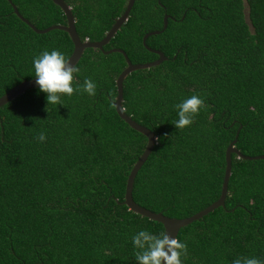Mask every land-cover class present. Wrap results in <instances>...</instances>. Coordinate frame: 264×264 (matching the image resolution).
<instances>
[{"label": "trees", "instance_id": "1", "mask_svg": "<svg viewBox=\"0 0 264 264\" xmlns=\"http://www.w3.org/2000/svg\"><path fill=\"white\" fill-rule=\"evenodd\" d=\"M36 29L64 24L49 0H9ZM79 38L96 41L125 0H62ZM165 60L129 72L121 108L148 129L154 143L132 178L131 200L151 212L187 217L217 198L223 150L264 155V0H133L124 22L102 50H122L130 63ZM71 44L57 29L34 33L0 0V95L35 77L33 59ZM73 87L86 78L97 94L62 96L47 105L39 87L0 106V264H137L132 237L161 225L121 204L124 180L144 137L113 109L119 53L84 49ZM197 95L205 107L176 129V105ZM43 132L46 140L37 137ZM222 207L178 229L187 244L182 264L264 260V159L229 155Z\"/></svg>", "mask_w": 264, "mask_h": 264}, {"label": "water", "instance_id": "2", "mask_svg": "<svg viewBox=\"0 0 264 264\" xmlns=\"http://www.w3.org/2000/svg\"><path fill=\"white\" fill-rule=\"evenodd\" d=\"M8 4L11 7L12 13L24 24H26L34 33H45L48 30L51 29H57L63 31L70 44H71V51L69 55L66 57V59L69 60V62L74 66L77 60L79 59L82 51L84 49L90 48V49H96L100 51L102 54H107L111 52L119 53L122 56V59L124 61L123 68L118 72L114 79V88H115V95L112 100V106L114 109V112L116 116L122 120L130 129L134 130L135 132L141 134L144 137V145L143 148L136 158V160L132 163L131 167L128 170V173L124 180V187H123V194H122V200L121 204H123L127 210L130 212L137 214L141 217H144L148 220L157 222L161 225L162 232H166L171 238H175V235L179 228L185 226L186 224L190 223L191 221H194L201 216L205 215L206 213L210 212L212 209L216 207H222V202L225 194V187H226V181L229 175V155L234 154L236 158L244 159V160H255V159H264V155H258V156H243L241 155L234 147L233 143L235 140V136L237 133V130L235 131L233 138L231 141L225 146L223 150V170H222V176L220 181V187L219 192L217 195V198L213 200L211 203H209L207 206L203 207L202 209L198 210L197 212L184 217V218H171L164 216L160 214L159 212H151L149 210H146L138 205H136L130 197V189L132 184V178L138 168L141 166L143 161L145 160L146 156L148 155L153 143H154V136L153 134L146 129L145 127L135 123L133 120L129 118V116L125 115L123 112L120 102H121V81L122 79L131 71L137 70V69H146L152 66H155L159 64L161 61L165 60V57L157 50L150 49L144 45V39L147 36L155 35L159 32H161L165 27V21H166V15H162L161 18V28L159 30H151L148 32H145L140 37V43L144 47L145 50L153 53L156 55V58L149 62H143V63H130L128 59L126 58L125 54L122 52V50L117 48H109L107 50H102V46L105 45L108 40L113 36L115 31L119 28V26L124 22V20L127 17V13L131 7L133 0H125L123 4V9L120 12V14L115 17L112 20V23L110 24L109 28L103 33L101 38L96 41H89V40H79L77 37L75 31H74V25H73V18L71 16L69 7L62 1V0H49L53 5H55L62 13L64 17V24H53L49 25L43 29H36L31 24H29L25 19H23L16 11L15 7L10 3L9 0H6ZM38 87V85L35 83V77L21 80L17 84L10 87L7 91H5L2 95H0V106L23 92L24 90Z\"/></svg>", "mask_w": 264, "mask_h": 264}, {"label": "clouds", "instance_id": "3", "mask_svg": "<svg viewBox=\"0 0 264 264\" xmlns=\"http://www.w3.org/2000/svg\"><path fill=\"white\" fill-rule=\"evenodd\" d=\"M35 83L39 90L46 94L47 105H62L61 97H71L74 93H86L91 97L97 94V85L86 78L82 86L73 87L74 74L79 68L73 66L65 55L58 51L45 50L33 59ZM178 119L174 122L176 129L189 127L200 110L205 107L204 99L197 95L177 104ZM37 139L46 140L41 132ZM136 249L134 255L137 264H182L181 257L187 256V244L177 238H171L166 232L154 235L147 230H141L132 237ZM232 264H264V260L256 257H239Z\"/></svg>", "mask_w": 264, "mask_h": 264}, {"label": "built area", "instance_id": "4", "mask_svg": "<svg viewBox=\"0 0 264 264\" xmlns=\"http://www.w3.org/2000/svg\"><path fill=\"white\" fill-rule=\"evenodd\" d=\"M83 40H86L85 38Z\"/></svg>", "mask_w": 264, "mask_h": 264}]
</instances>
